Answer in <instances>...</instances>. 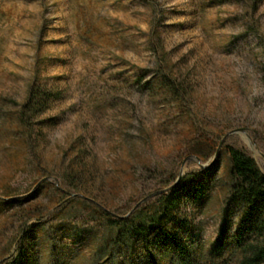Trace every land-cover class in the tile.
<instances>
[{
	"label": "rangeland",
	"instance_id": "rangeland-1",
	"mask_svg": "<svg viewBox=\"0 0 264 264\" xmlns=\"http://www.w3.org/2000/svg\"><path fill=\"white\" fill-rule=\"evenodd\" d=\"M228 146L264 174V0H0V264H242Z\"/></svg>",
	"mask_w": 264,
	"mask_h": 264
},
{
	"label": "trees",
	"instance_id": "trees-1",
	"mask_svg": "<svg viewBox=\"0 0 264 264\" xmlns=\"http://www.w3.org/2000/svg\"><path fill=\"white\" fill-rule=\"evenodd\" d=\"M53 93L42 91L35 92L30 88L26 101L21 105V115L25 109L34 110L37 113L46 106V101L52 97ZM40 102V108L36 109V104ZM227 152L230 157V175L233 179V193L235 200H238L248 211L253 212L256 207L258 213L250 217L253 229L256 232V240L244 244L245 255L242 258V264H256L264 258V174L261 173L252 157L247 155L243 150L228 146ZM175 185L169 189L172 190ZM107 217L109 214L105 213ZM129 218L120 217L113 219V222L126 223ZM144 225H133L131 229L144 231ZM169 243L182 249L174 236L169 237Z\"/></svg>",
	"mask_w": 264,
	"mask_h": 264
},
{
	"label": "water",
	"instance_id": "water-1",
	"mask_svg": "<svg viewBox=\"0 0 264 264\" xmlns=\"http://www.w3.org/2000/svg\"><path fill=\"white\" fill-rule=\"evenodd\" d=\"M242 132H246V130L243 129V128H239V129H234V130L229 131L228 133H226V134L221 138L220 143H219V146L223 143V140H224L229 134H232V133H239V134H241ZM217 150H218V149H217ZM216 154H217V151H216L215 154H214V158H215ZM189 158H192V159L196 160L197 163H198V165H200L202 168H206V167H208V166L210 165V163H201L200 160H199V158H198L197 156H189ZM181 175H182V170L180 171V173H179V175H178L176 181H175L173 184H171L170 186H168V187H166V188H164V189H160V190H158V191H155V192L149 194L148 196H146L145 198H148V197H150V196H152V195H155V194L163 193V192L167 191L168 189L172 188V187L176 184V182L179 180V178H180ZM143 200H144V199H143Z\"/></svg>",
	"mask_w": 264,
	"mask_h": 264
},
{
	"label": "bare ground",
	"instance_id": "bare-ground-1",
	"mask_svg": "<svg viewBox=\"0 0 264 264\" xmlns=\"http://www.w3.org/2000/svg\"><path fill=\"white\" fill-rule=\"evenodd\" d=\"M241 136H242L245 140H248V136H247L246 132H242V133H241Z\"/></svg>",
	"mask_w": 264,
	"mask_h": 264
}]
</instances>
